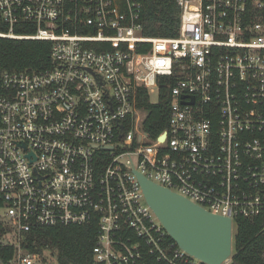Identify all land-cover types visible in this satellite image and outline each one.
<instances>
[{"label": "built area", "instance_id": "obj_1", "mask_svg": "<svg viewBox=\"0 0 264 264\" xmlns=\"http://www.w3.org/2000/svg\"><path fill=\"white\" fill-rule=\"evenodd\" d=\"M145 1L0 0V36L52 44L49 68L0 75L9 264H43L25 232L93 223L97 264H207L171 237L138 173L230 218L234 243L239 218L262 217L264 235V0H177L173 37L142 33ZM163 78L169 123L153 136L139 88L156 103Z\"/></svg>", "mask_w": 264, "mask_h": 264}, {"label": "trees", "instance_id": "obj_2", "mask_svg": "<svg viewBox=\"0 0 264 264\" xmlns=\"http://www.w3.org/2000/svg\"><path fill=\"white\" fill-rule=\"evenodd\" d=\"M181 7L177 0H146L142 17V33L147 36L173 37L178 34ZM17 30L32 33L33 29ZM8 26L0 17V32ZM88 33V30H83ZM51 42L36 39H14L0 36V75L5 71H38L51 66ZM107 46V45H106ZM148 46V45H146ZM145 45L138 51H144ZM111 48L110 45L107 46ZM161 80L160 98L150 102L145 88H139L141 108L147 112L144 128L153 136L168 127L170 117L171 86ZM175 81H172V85ZM1 93V91H0ZM3 207L0 201V208ZM233 256L228 264H264L263 218H239ZM10 227L0 218V235L5 236ZM97 225H57L34 228L24 233V249L40 253L43 264H97L93 248L97 242ZM15 254L13 245L0 243V264H9Z\"/></svg>", "mask_w": 264, "mask_h": 264}, {"label": "water", "instance_id": "obj_3", "mask_svg": "<svg viewBox=\"0 0 264 264\" xmlns=\"http://www.w3.org/2000/svg\"><path fill=\"white\" fill-rule=\"evenodd\" d=\"M147 203L179 246L207 264H224L234 251L232 220L212 213L138 173Z\"/></svg>", "mask_w": 264, "mask_h": 264}, {"label": "rangeland", "instance_id": "obj_4", "mask_svg": "<svg viewBox=\"0 0 264 264\" xmlns=\"http://www.w3.org/2000/svg\"><path fill=\"white\" fill-rule=\"evenodd\" d=\"M152 100L155 102V101H157V96H156V94H153L152 95ZM0 212H4V210H0Z\"/></svg>", "mask_w": 264, "mask_h": 264}]
</instances>
